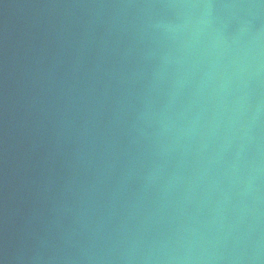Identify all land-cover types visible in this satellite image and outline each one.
Masks as SVG:
<instances>
[{"label":"water","instance_id":"95a60500","mask_svg":"<svg viewBox=\"0 0 264 264\" xmlns=\"http://www.w3.org/2000/svg\"><path fill=\"white\" fill-rule=\"evenodd\" d=\"M0 264H264V0H0Z\"/></svg>","mask_w":264,"mask_h":264}]
</instances>
